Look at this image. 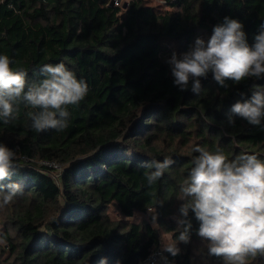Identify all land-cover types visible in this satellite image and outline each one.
<instances>
[{
  "label": "trees",
  "instance_id": "trees-1",
  "mask_svg": "<svg viewBox=\"0 0 264 264\" xmlns=\"http://www.w3.org/2000/svg\"><path fill=\"white\" fill-rule=\"evenodd\" d=\"M159 1L0 0V54L9 56L14 70L26 71L31 83L44 78V64L63 62L89 87L79 106H68L62 131L36 132L27 112L38 109L22 101L14 120L0 119V142L16 151L20 165L2 183L23 188L0 208V238L6 241L0 264H100L102 258L139 264L160 247L158 230L181 249L175 257L166 252L168 258L193 264L190 242L204 241L199 223L190 211L193 227L184 244L174 219L182 218L180 186L199 155L193 149L264 160V118L254 126L230 111L251 98L253 85L264 87V76L221 87L209 73L195 95L191 81L187 91L174 85L167 63L197 37L208 39L225 17L244 25L252 45L264 23V0ZM166 158L174 163L149 187L144 174L152 169L139 165ZM43 161L62 167L60 173ZM150 208L158 213L156 226ZM248 264H264V256L250 257Z\"/></svg>",
  "mask_w": 264,
  "mask_h": 264
},
{
  "label": "clouds",
  "instance_id": "clouds-1",
  "mask_svg": "<svg viewBox=\"0 0 264 264\" xmlns=\"http://www.w3.org/2000/svg\"><path fill=\"white\" fill-rule=\"evenodd\" d=\"M9 56L0 54V119L5 124L14 120L17 105L22 101L28 111L31 127L36 132L47 129L62 131L68 127L69 105L79 106L88 94L84 79L61 62L44 64L39 81L28 82L27 72L14 70ZM174 85L181 91L189 89L195 95L201 92V78L211 73L221 87L226 81L239 84L246 78L264 76V23L259 26L254 43L249 45L244 25L237 19L225 17L223 23L214 26L212 35L205 41L197 37L187 52H173L167 60ZM250 99L237 101L231 113L249 124L259 126L264 118V87L253 85ZM243 96V93H240ZM229 123L234 121L229 116ZM199 153L193 167L180 186L183 203L179 207L182 218H176L178 241L190 242L192 221L189 212L199 223L197 235L207 242L208 255L221 258L224 264H248L249 258L264 256V160L255 154L241 153L229 159L221 150L211 152L196 146ZM17 153L0 142V208L10 204L23 193L18 182L3 184L4 180L18 174ZM174 163L171 159L141 162L139 167L152 169L145 172L147 185L151 187L162 178ZM155 199V193L152 194ZM163 206V201H156ZM153 225H158L156 208L148 209ZM134 216H126L131 221ZM0 243H6L0 238ZM163 250L175 257L181 249L175 243L163 246ZM167 259L166 257L164 258ZM100 264H107L102 258ZM117 264H120L118 261Z\"/></svg>",
  "mask_w": 264,
  "mask_h": 264
},
{
  "label": "rangeland",
  "instance_id": "rangeland-1",
  "mask_svg": "<svg viewBox=\"0 0 264 264\" xmlns=\"http://www.w3.org/2000/svg\"><path fill=\"white\" fill-rule=\"evenodd\" d=\"M153 4L155 3H160L159 0H151ZM122 2L127 3L129 2V0H122ZM205 41H207V39H205ZM181 53H177V55L179 56ZM62 167L59 166V169H56L55 172L60 173ZM55 174V173H54ZM108 212L110 215H112L113 217H116V213L114 211V209L112 207L108 208ZM137 218H139V216H136ZM156 226V225H155ZM159 231V237L161 240V244L160 247L163 248L164 245L167 244H171L174 243L172 241V236L170 233H164L160 230ZM206 244L204 241H199L198 243H196L195 241H191L190 242V248L192 249L191 252V256H192V262L193 264H211L209 258L207 257L208 255V250L206 247Z\"/></svg>",
  "mask_w": 264,
  "mask_h": 264
},
{
  "label": "built area",
  "instance_id": "built-area-1",
  "mask_svg": "<svg viewBox=\"0 0 264 264\" xmlns=\"http://www.w3.org/2000/svg\"><path fill=\"white\" fill-rule=\"evenodd\" d=\"M113 6H120L122 4V0H112ZM43 166H46L48 168H51L52 170L59 169V165L53 163V162H41L40 163ZM167 258L166 260L164 258ZM139 264H175V262L168 258L166 251L163 250V248L158 247L151 251V253Z\"/></svg>",
  "mask_w": 264,
  "mask_h": 264
},
{
  "label": "water",
  "instance_id": "water-1",
  "mask_svg": "<svg viewBox=\"0 0 264 264\" xmlns=\"http://www.w3.org/2000/svg\"><path fill=\"white\" fill-rule=\"evenodd\" d=\"M126 4L123 5V7H125Z\"/></svg>",
  "mask_w": 264,
  "mask_h": 264
}]
</instances>
